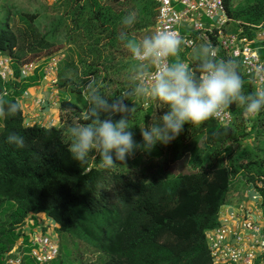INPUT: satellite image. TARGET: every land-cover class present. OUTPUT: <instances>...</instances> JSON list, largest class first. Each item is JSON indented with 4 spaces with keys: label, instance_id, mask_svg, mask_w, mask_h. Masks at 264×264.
I'll use <instances>...</instances> for the list:
<instances>
[{
    "label": "trees",
    "instance_id": "trees-1",
    "mask_svg": "<svg viewBox=\"0 0 264 264\" xmlns=\"http://www.w3.org/2000/svg\"><path fill=\"white\" fill-rule=\"evenodd\" d=\"M126 1L138 6L136 15L151 13L154 20V0ZM116 2L112 0L103 5L97 0H90L92 12L87 17L86 24L89 32H105L112 40L120 39L122 33L133 37L127 33L129 30H125V24L122 23L127 12L113 10ZM223 2L228 14L243 24H257L264 20V0H245L244 5L236 6L234 10L231 9L232 0ZM23 13L30 20L37 17L36 13L35 16ZM73 15V25L78 28V14ZM8 17L9 13L4 26H0V54L8 53L13 56L18 37L11 28ZM61 23L63 20L59 22L56 18L51 31L56 32V27ZM244 28L249 37H254V33L246 25ZM132 29L131 27L130 30ZM34 35L36 44H42L44 48L52 47V43L47 41L46 32ZM255 45H261V42H256ZM186 49L189 48L180 49L182 60ZM258 53L264 58V48H259ZM30 59L32 57L22 62L16 60L15 64L32 63ZM221 59L228 58L221 56ZM15 64L13 68L17 77L18 67ZM187 64L193 71L196 70L195 59ZM58 65L56 82L58 74L59 79L63 80L59 84L64 86L67 82L61 78L68 65L64 64L59 71ZM237 70L243 81V92L248 94L255 91L254 83L246 79L238 67ZM36 71L40 74L33 80L39 81L43 76L44 66L38 67ZM91 73L94 71L91 70ZM22 80L24 81L16 79L6 84L10 91L0 97V108H5L9 102H17L32 85L23 83ZM90 86L104 95L108 93L105 87L97 86L96 81H91L87 85V96ZM70 90L79 93L76 88ZM121 91L115 90V95H120L125 90ZM87 96L81 106L73 100L62 98L59 102L61 112L66 113L69 108L81 111L86 105ZM123 103L129 106L131 100L125 99ZM237 106L227 107L232 115V122L228 126H221L213 118L197 126L185 124L177 137L178 141L172 145L174 150L169 153L173 161L177 158L184 163V171L174 177L161 179L151 178L150 171L143 169H140L138 175H130L116 164L110 169H104L99 163H79L72 159L68 151L70 142L66 139L64 127L36 122L28 124L24 121L21 107L14 116L0 115V263H5L6 256L17 240L21 238L23 242H28V235L22 230L26 220L32 219L33 215L44 214L54 222L59 231L76 234V237L82 238L98 250L99 256L104 253L107 255L102 262L92 260L87 264H213L206 232L220 224L219 210L228 201L234 168L221 162L219 158H213V161L202 156L205 152L208 155L228 152L232 150V144H240L249 136L243 124L248 119L243 114V109H236ZM153 109L155 108L145 109L143 127L151 122L152 113L149 112H153ZM166 110L163 108V112ZM120 115L117 113L113 119H119ZM262 116L252 126L253 132L257 134L256 126L261 121L264 127V114ZM61 120L64 122L63 114ZM240 125L242 127L235 131ZM11 132L24 136L23 148L7 142L6 137ZM203 135L205 142L203 140L201 145L198 139ZM242 150L244 154H240ZM249 152L248 148H239L237 155L240 158L236 159L240 164L248 162L256 166L264 165V157L259 160L246 158L250 156ZM145 156L149 157V152H145ZM167 167L169 164H166V169ZM261 176L264 175L257 177ZM255 180L254 177L248 179L242 191L245 200L249 199ZM255 189L260 195L257 210L264 214V190L256 185ZM32 262L37 264L33 260ZM57 264H61V260Z\"/></svg>",
    "mask_w": 264,
    "mask_h": 264
},
{
    "label": "rangeland",
    "instance_id": "rangeland-1",
    "mask_svg": "<svg viewBox=\"0 0 264 264\" xmlns=\"http://www.w3.org/2000/svg\"><path fill=\"white\" fill-rule=\"evenodd\" d=\"M97 1L106 5L112 0ZM113 1L116 2V0ZM244 4L245 0H232L231 9L234 10L236 6ZM113 8V10L135 13L138 6L135 3L126 0H119L113 5ZM23 12L34 14V16L36 13L37 17L35 20L33 19L34 21L30 20ZM91 12L92 6L90 0H0V26H4L5 20L7 19V13H9V24L18 37V44L13 52L15 58L12 56L14 58L11 65L13 71V65L16 63V60L22 62L31 57L32 59L30 60L34 63H43L50 55L61 57L58 71L64 66V64L68 65L66 72L63 73L64 77L61 78L65 79L67 83L64 86H61L59 81L63 80L59 79L58 74L56 75L57 82L43 83L41 91L34 93L35 97L31 98V103L28 104L29 107L27 106V109L25 108V117L27 116L25 121L28 124L36 122L41 125L64 127L66 130V139H68L69 142L70 138L68 136V130L76 124L85 123L82 122L81 117L86 111V105L81 111L76 108H69L66 110V113L65 111L61 113V115L63 114L65 122V124L64 122L62 124L58 119L59 109L55 108L56 104L59 106L60 100L62 98H67L81 106L87 96V85L91 81H96L97 86L106 88L108 93L105 94V96H108V102L111 104L119 97V95H115L114 91L117 89L122 91L126 90L131 84L130 76L132 74L133 65L136 63L128 53L124 41L119 38L112 40L110 36L105 35V32L94 34L87 30V17L90 16ZM73 14H78V23H76L79 24L78 28H75L73 25ZM56 18H58L59 22L63 20V23L58 24L56 32H52L51 30H53ZM136 21L138 22L137 24L124 26L125 30H129L127 32L129 35L136 39H142L146 36L152 35L154 20L151 13L136 15L135 22ZM131 27L133 28L132 30H130ZM231 29H233L232 26ZM44 32L47 33V41L52 43V47L44 48L42 44L35 43L34 34H43ZM201 45L202 43L199 42L193 48L186 49L184 58L182 57L183 60L186 63L192 61L194 59V49H198ZM15 65L19 70V67L22 64ZM35 65L34 68L36 67ZM91 70H93L94 73H91ZM52 76L54 77L55 73H53ZM70 88L78 89L79 93L71 91ZM28 91H31V88H28ZM128 107H134L132 116L128 113L124 114L130 118L129 123L132 127L129 130L133 132V139L136 142H142L140 127H143L145 108L142 103L134 105L133 101H131ZM237 108L243 109L242 106L239 105L236 109ZM153 112L156 115H161L163 113V108H155L153 109ZM106 115V113L102 114L101 118L103 119ZM257 117L262 119L263 116L262 114H259L256 118ZM246 118H254V115ZM244 123H249V121L245 120L243 124ZM262 124L261 121V123L256 126L258 135H253V140H255L254 143H257L255 148H260L259 150L257 149L258 152H255L258 160L263 159L264 157V153L262 152L264 150V127ZM241 127L242 126L240 125L235 131L239 130ZM178 139L179 138L174 139L167 145L162 144L165 148H163L160 143H157L149 152V157L145 156L144 151L134 150L132 156L127 157L124 162H116V165L122 166V168L130 175H138L140 169H143L146 170V172L150 171L151 178L161 179L174 177L176 174L184 171L185 168L184 163L177 158L173 161V158L171 159L169 155V153L174 150L172 145L176 144ZM198 140L202 142L204 140L205 142L204 135L200 136ZM241 152L240 154H244L243 150ZM87 161L91 164L99 163L98 157L95 156H89ZM166 164H169L167 169ZM138 165L139 167H137ZM171 165L172 167H170ZM253 169L264 174V165H255ZM256 178L257 176L255 179ZM238 198H243V195L238 194L236 199ZM249 199L252 200L251 194ZM247 201L248 200H240V203L245 204L244 208L250 213V208L248 206L251 201L248 202V205L246 204ZM257 214L258 216L252 219L260 226V228H263L264 225L260 223V220H263L262 222L264 223V214L263 212L261 213L260 210ZM0 220H2L1 217ZM48 234L58 238L60 253L54 261L47 264H57L59 260H61V264H87L92 260L102 262L107 257L105 253L102 256H99L98 250L87 244L82 238L76 237V234H69L68 232L59 231L55 228H50ZM261 262L264 264V259L261 260ZM22 264L35 263L32 262V259L27 260L25 257Z\"/></svg>",
    "mask_w": 264,
    "mask_h": 264
},
{
    "label": "clouds",
    "instance_id": "clouds-1",
    "mask_svg": "<svg viewBox=\"0 0 264 264\" xmlns=\"http://www.w3.org/2000/svg\"><path fill=\"white\" fill-rule=\"evenodd\" d=\"M135 20V13L129 12L122 23L130 26ZM120 39L132 60L136 61L130 76L131 84L111 104L108 96L90 86L86 111L81 117L85 123L68 130V151L79 163L95 156L101 168L110 169L116 162H124L132 156L134 150L150 152L157 143L167 145L179 136L185 124L197 126L232 105L242 106L246 117L264 111V86L244 94L236 62L216 58L209 45L194 49L197 64L193 71L180 58L182 40L172 32L158 31L142 39L122 33ZM43 79H46L44 73ZM125 99L133 101L134 105L142 103L145 109H167L159 116L149 112L152 113L151 122L140 127L142 142H136L129 130L132 127L130 118L124 114L132 116L134 107L125 105ZM19 110L20 104L12 101L0 108V115L14 116ZM105 113L107 115L102 119ZM117 113L121 114L120 118L113 119ZM6 140L17 148L25 146L24 136L15 132L9 133Z\"/></svg>",
    "mask_w": 264,
    "mask_h": 264
},
{
    "label": "built area",
    "instance_id": "built-area-1",
    "mask_svg": "<svg viewBox=\"0 0 264 264\" xmlns=\"http://www.w3.org/2000/svg\"><path fill=\"white\" fill-rule=\"evenodd\" d=\"M154 1L152 35L158 31L172 32L182 40V49L193 48L199 42L209 45L216 58L224 56L234 60L242 75L254 83L256 89L264 86V58L258 53L259 48H264V20L257 24H243L228 14L223 0ZM244 25L254 33V37L248 36ZM256 42H261V45H255ZM13 59L8 53L0 54V97L9 93L7 83L26 78L34 70L32 63L20 64L16 77L11 67ZM60 59L54 55L46 61L44 78L51 83L56 82L52 74H56ZM212 118L221 126H228L232 122L227 108ZM255 185L264 190V176L257 177L252 183L251 199L260 201ZM244 206L240 203L227 215L220 210L219 226L206 232L213 264H262L264 230ZM228 218L232 219L235 229L228 226ZM25 228L22 227L24 232ZM27 234L28 242H23L21 238L17 240L6 256L5 264H22L26 256L37 264H47L58 255L59 242L56 237L40 229Z\"/></svg>",
    "mask_w": 264,
    "mask_h": 264
},
{
    "label": "crops",
    "instance_id": "crops-1",
    "mask_svg": "<svg viewBox=\"0 0 264 264\" xmlns=\"http://www.w3.org/2000/svg\"><path fill=\"white\" fill-rule=\"evenodd\" d=\"M40 63V64H39ZM42 62H37V63H32L33 65H35L37 68L43 66ZM37 68L34 69L33 73L24 79V81L22 80V82L24 83H30L32 84L30 87L31 91H28V88L26 89V91L23 93V95L21 97H19L17 99V102L20 104V107L23 109L24 112V121L26 119L25 117V113L27 109L28 104L31 103V98L35 97L34 93H38L41 91V89L43 88V83H48V80L43 79V76L38 80H33L34 77L38 76L40 74V72H37ZM38 82V83H37ZM48 88V87H46ZM36 99V98H34ZM40 99V98H39ZM42 100V99H40ZM29 107V106H28ZM56 109H59V121L62 122L61 120V110L58 106V104H56L55 106ZM259 114H264V111H261L260 113L254 115V118L248 119L249 123H244V129L248 132V137H246L242 142H240V144H232V150L228 151V152H224L222 151L220 154L215 155L214 153H211L213 155H208V152H205L202 156V158H210L211 160L213 158H219L221 160V162H224L225 164H230L233 166L234 171L232 174V178H231V189L229 191V195H228V201L225 205H223L221 207V212L225 213V215H227L228 213H231L234 208L236 207L237 204L240 203V200L245 201V199L241 198V199H236L238 197V194L241 195L243 194V189L247 184V181L250 177H256V176H260V175H264L263 173L258 172V170H254L253 167L255 164H249L248 162H242V164H240L238 162V160L236 158H240L237 155V151L239 150V148H248L249 152V157L246 158H258L255 155V152L257 151V149L255 148L256 146V142L254 143L255 140H253V135L256 136L258 135L256 132H253L252 126L254 125L255 120L258 118H256V116H258ZM26 122V121H25ZM235 122H237V120L235 119ZM27 123V122H26ZM35 123V122H32ZM39 124V123H38ZM63 124V122H62ZM55 126V125H54ZM59 127V126H57ZM61 127V126H60ZM199 143L201 145H203V142L199 140ZM261 144V141H260ZM213 145V144H212ZM260 149V148H259ZM258 149V150H259ZM230 152V153H229ZM258 152V151H257ZM264 153V150L262 151ZM236 159V160H235ZM223 160V161H222ZM213 161H215V159H213ZM253 192H251L250 194H252ZM248 200V199H247ZM251 201V202H249ZM249 202V208H250V216H252V218H255L258 216V204L260 201L257 200H248L247 201V205ZM30 218V217H29ZM260 220V219H259ZM27 223L25 225V229L26 232L25 234H27L28 232H33L36 229H40L43 230L44 232H48L50 228H55L56 226L54 224V222L49 219L48 217H46L44 214H36L33 215L32 219H27L26 220ZM261 224L264 225V223L262 222L263 220H260ZM228 226L232 229H235V224L232 222V219L228 218ZM46 226L49 227L48 229H46ZM28 235V234H27ZM27 260L30 258H26ZM31 260V259H30Z\"/></svg>",
    "mask_w": 264,
    "mask_h": 264
}]
</instances>
